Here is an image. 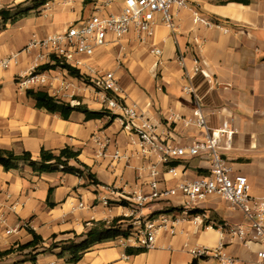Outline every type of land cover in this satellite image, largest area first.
Segmentation results:
<instances>
[{
  "label": "crops",
  "instance_id": "crops-1",
  "mask_svg": "<svg viewBox=\"0 0 264 264\" xmlns=\"http://www.w3.org/2000/svg\"><path fill=\"white\" fill-rule=\"evenodd\" d=\"M50 1L38 14L31 10L16 21L3 22L0 16V60L19 52L18 61L8 68L0 67V148L16 153L29 151L34 159L41 150L58 152L71 146L81 153V161L89 165L100 182L63 171L42 172L22 162L17 169L6 170L0 165V249L12 252L0 258V264H192L189 248L219 244V234L205 229L191 220L182 222L176 234L161 229L155 247L144 249L126 241L125 236L98 242L86 250L76 263L69 255L60 256L62 244L68 240H83L95 222L111 221L131 212L127 206L111 202L106 206L101 197L106 187L132 194L142 190L152 192L150 164H156V178L160 188L174 187L185 179L209 173L210 154H203L177 162V175L169 170L157 155L144 159L133 137L123 128L119 118L110 122L108 116L87 119L74 111L69 119L44 108H38L27 90L17 85V75L29 68L38 53L36 48L26 50L33 39L44 38L85 18L88 0H71L66 4ZM93 2V1H89ZM88 2V3H89ZM121 0L112 8L120 7ZM27 0H0V10H16L27 5ZM185 8L175 16V32L164 26L157 16L155 33L146 44L138 43L132 34L120 41L99 47L89 58L98 68L114 71L121 86V96L127 103H137L145 115L157 126L156 132L169 138L175 145H186L204 137V131L195 126L172 122V112L189 116L195 107L202 106L211 128L221 127L225 121L236 132L231 138L223 136L220 152L229 160L234 173L244 174L251 183V194L264 195V0H188ZM19 6V7H18ZM192 8L205 17L229 27L224 32L194 21ZM94 10V5L92 13ZM163 49L161 57L152 47ZM184 56V64L180 56ZM198 57L205 72L192 77L193 94L184 92L185 68L192 70ZM53 71L52 75H55ZM63 80L70 75L60 71ZM60 79V78H59ZM54 80V85L60 80ZM53 96V93H50ZM76 98V99H75ZM72 100L83 101L92 110L104 106L97 94L87 98L76 92ZM120 114L121 112H116ZM110 139L105 157L100 155V143ZM123 154L114 159L116 149ZM110 172L114 181L101 177ZM113 197V196H112ZM84 207H80V202ZM171 201L180 204L181 195ZM220 203L226 211L218 210ZM89 206V208H87ZM164 203H156L154 210ZM215 220L245 223L241 212L233 210L219 197L203 203ZM121 219L119 226L128 225ZM31 228L41 239L34 241ZM10 231V233H8ZM55 247L51 248V245ZM227 252L240 259L239 264H258V245L250 248L229 243ZM217 260V259H215Z\"/></svg>",
  "mask_w": 264,
  "mask_h": 264
},
{
  "label": "built area",
  "instance_id": "built-area-1",
  "mask_svg": "<svg viewBox=\"0 0 264 264\" xmlns=\"http://www.w3.org/2000/svg\"><path fill=\"white\" fill-rule=\"evenodd\" d=\"M70 1L67 0V2ZM92 1L94 2L92 15L87 19H81L80 24H70L61 31L30 42L26 50L36 48L38 53L29 68L17 75L18 87L23 90L43 89L53 93V96L58 99L64 100L73 98L78 92L74 80L85 85L86 82H90L91 86L94 85L100 89L97 94L104 109L109 112L106 116L111 119V115L116 114L123 128L135 136L132 143L139 147L140 156L144 159H150L153 155L159 156L162 162L170 166L169 171L173 175H177L178 172L177 167L170 163L172 160L210 154L208 174L185 179L174 187L160 188V182L156 178L158 174L156 164H150L147 168H150V176L153 179L152 192L149 195L143 194L142 190L127 194L119 192L112 186L106 187L107 195L101 197L102 203L110 206L114 201L131 209L130 213L125 214V217L131 218L129 225L132 226L130 234L124 237L126 241H133L134 245L147 250L152 249L155 247L158 232L161 229L168 230L174 235L182 222L191 220L194 224L205 229H213L219 234V244L215 247L200 245L189 248V253L194 260L217 259L221 264H239L240 259L226 249L229 243L236 242L247 248L258 245L257 263L264 264V195H252L248 177L234 173L229 160L219 150L221 138L223 136L231 138L236 130L231 128L227 121L221 127L211 128L202 106L198 104L191 115L184 116L172 112L168 120L180 121L186 127L201 128L204 131V137L195 139L190 144L175 145L169 138L156 132L157 126L137 103L129 104L121 96L122 89L114 71L98 68L89 60L97 48L113 41H120L130 34L138 43H148L155 33L158 15L161 16L164 26L174 33L177 27L175 16L181 10L188 8V0H121V6L116 8L112 6L119 0ZM192 12L195 22L207 27L220 28L226 33L230 31L229 27L202 15L197 8H192ZM151 51L158 57L163 55L161 47L154 46ZM18 55L19 52H13L1 59L0 67L8 68L13 62L18 61ZM54 57L60 60L61 64L78 68L83 77L63 80L61 74L52 75L53 71L58 70L56 68L61 65L43 69L44 65L54 63L52 60ZM179 58L184 64V56L181 55ZM61 70L68 73L67 69ZM198 72H205V70L200 66L199 58L195 57L193 69L185 68L184 70L185 93L193 94L192 77ZM57 79L60 80L59 86H57L58 83L54 85V80ZM70 103L78 105L81 102L72 100ZM119 111L121 113L117 114L116 112ZM99 144L103 148L100 155L105 157L107 148L110 146V139ZM122 157L123 154L117 148L113 158ZM177 195L183 198L180 204L171 201ZM214 196L226 201L233 210L241 212L245 223L215 220L210 209L203 206L206 200ZM160 202L164 203V206L154 210L155 204ZM79 206L84 207L82 201ZM126 221L123 220V222ZM135 225L138 226L134 227Z\"/></svg>",
  "mask_w": 264,
  "mask_h": 264
},
{
  "label": "trees",
  "instance_id": "trees-1",
  "mask_svg": "<svg viewBox=\"0 0 264 264\" xmlns=\"http://www.w3.org/2000/svg\"><path fill=\"white\" fill-rule=\"evenodd\" d=\"M49 1L51 0H36L33 6L24 8L20 11L12 10L10 8L1 9V19L3 22H7L9 20L16 21L17 19L28 15L31 10H36ZM52 60L54 63L44 65L43 69H51L61 65V67L67 69L71 75L79 78L83 77L78 68H75L69 64H61L60 60H58L56 57L52 58ZM27 94L35 99L36 106L38 108H44L49 112L58 113L64 119H69L74 111L83 112L87 119H100L109 114L108 110L106 109L92 110L82 102L78 105H72L70 102L52 96L48 91L43 89H28ZM116 118L117 115L112 114L110 122L114 121ZM80 153L81 152L79 150H75L71 146H65L58 152L43 148L40 153V158L34 159L33 154L29 151L16 153L12 150L0 148V165L6 170H10L19 168L20 164L24 162L30 165L34 171L39 173L63 171L64 173H71L80 177H86L91 182L99 184L100 182L92 172L91 167L81 161L79 158ZM172 164L176 165L177 162H172ZM120 220L121 218H117L110 224H108L106 221L95 222L94 227L88 231V233L85 235L86 237L83 240L77 241L75 239H71L64 242L61 246L62 250L59 255H69L68 261L70 263H76L82 258L84 252L96 243L108 239H116L119 236L127 237L129 233L124 228L119 226L118 222ZM29 231L33 233L35 243H38L37 240L41 239L40 236L37 235L31 228H29ZM52 247H55V244H52L51 248ZM11 252L12 249L4 251L0 249V258L10 254ZM33 262L36 264L35 258H33ZM192 264H199V262L198 260H194Z\"/></svg>",
  "mask_w": 264,
  "mask_h": 264
},
{
  "label": "rangeland",
  "instance_id": "rangeland-1",
  "mask_svg": "<svg viewBox=\"0 0 264 264\" xmlns=\"http://www.w3.org/2000/svg\"><path fill=\"white\" fill-rule=\"evenodd\" d=\"M38 1V0H37ZM51 1H55V0H51ZM27 5H24V6H20L19 8L16 9V11H20V10H23L24 8H27V7H31L33 6V4L36 2L35 1H32V0H28L27 1ZM50 2V1H49ZM47 2V3H49ZM89 0L87 1V4L84 8V13H85V18L84 19H87L89 18L91 15H92V9H93V5H94V2H89ZM67 3V0H58L57 1V4H66ZM36 13L40 14L43 12V7L40 8L39 10H36L35 11ZM82 20L78 21L77 24H80ZM58 70H56V72H54V74H60V71H63L61 70L62 68L59 66L58 68H56ZM68 72V70H67ZM68 75L72 76V77H75L73 75H71L69 72L67 73ZM76 78V77H75ZM71 79V77L69 78ZM74 83L76 84V86L78 87V92L79 93H82V94H85V96L88 98H92V97H96L97 96V91L99 92V88L96 86L94 87V85L91 86V83L90 82H86V85L81 83V82H78L77 80H74ZM60 83L57 84V86H59ZM80 102L83 103V101L81 100ZM101 177H104V179L106 181H108L109 183H112L114 181V176L113 174H111L110 172H104V174H102ZM218 210L220 211H226L227 208H226V205L224 203H220L219 206H218ZM122 220H128L126 221V225L125 226V230L130 234L131 232V228L132 226L129 225L131 224V218H127L125 216H122L121 217ZM123 223V222H122ZM138 225H135L134 227H137ZM199 264H221L218 260H215V259H210V260H205V259H199L198 260Z\"/></svg>",
  "mask_w": 264,
  "mask_h": 264
}]
</instances>
